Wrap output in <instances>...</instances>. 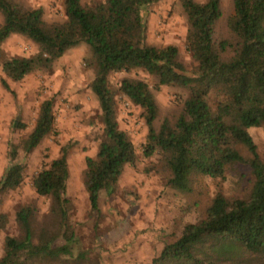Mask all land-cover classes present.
Instances as JSON below:
<instances>
[{
  "label": "trees",
  "instance_id": "trees-1",
  "mask_svg": "<svg viewBox=\"0 0 264 264\" xmlns=\"http://www.w3.org/2000/svg\"><path fill=\"white\" fill-rule=\"evenodd\" d=\"M161 1L83 5L81 0H65L66 20L48 22L42 7L0 0V46L14 35L38 45L32 56L3 58L2 70L12 81H22L34 72L51 70L71 48L87 45L90 51L84 63L93 72L90 88L102 124L97 154L86 158L83 173L91 213L100 214L101 193L112 195L126 166L137 160L135 144L117 119L121 95L141 110L147 125L144 155L160 154L171 173L169 184L176 190L192 192L199 177L225 179L238 164L247 165L252 177L246 197L230 198L219 191L205 217L187 225L153 264H264V157L250 133L264 126V0H232L233 14L226 19L222 0H180L188 22L186 49L195 63L192 69L181 60L178 46L158 47L147 40L150 8ZM136 70L152 76L154 86L131 76H124L117 87L112 85L113 74ZM163 87L185 94L174 120L161 119L156 92ZM54 104V98L43 101L32 131L19 145L9 143L1 193L24 182L26 165L18 161V150L29 155L55 132ZM13 128L25 129L26 124L17 117ZM70 150L71 145L62 147L60 156L35 175L34 188L50 200L49 213L39 219L35 208H19L16 221L21 235L6 238L0 264L58 259L71 256L79 246L70 220Z\"/></svg>",
  "mask_w": 264,
  "mask_h": 264
},
{
  "label": "rangeland",
  "instance_id": "rangeland-1",
  "mask_svg": "<svg viewBox=\"0 0 264 264\" xmlns=\"http://www.w3.org/2000/svg\"><path fill=\"white\" fill-rule=\"evenodd\" d=\"M22 1L29 7H42L48 22L66 20L65 0ZM100 1L104 0H81L83 5ZM221 5L224 19L233 14L232 0H222ZM147 21L148 42L158 47L178 46L181 60L187 68H194L195 63L186 49L188 22L180 0H162L152 6ZM2 23L0 13V25ZM223 28L224 23H221L220 29ZM37 51L35 42L20 35L11 36L0 46V181L9 166V143L19 145L32 131L43 101L54 98L56 118L55 132L31 154L26 155L22 148L18 150V161L26 165L23 184L18 189L0 192V258L4 255L6 238L21 235L16 221L20 207L35 208L39 219L49 213L50 200L37 194L33 179L44 164L60 156L66 145H71L68 157L70 220L79 246L71 256L39 259L32 264H153L164 246L176 241L187 225L205 217L219 191L230 198L248 195L252 177L249 167L244 164L230 168L225 179L197 178L190 193L173 188L169 184L171 173L162 164L160 154L144 155L148 128L141 110L126 97L118 95V123L135 144L137 160L126 166L112 195L101 193L100 214H92L83 173L86 158L97 154L102 124L99 103L90 88L93 72L84 63L89 47L82 44L71 48L51 70L34 72L22 81H12L4 74L3 58L32 56ZM124 76L143 79L151 87L155 83L152 76L136 70L130 74H113L112 85L117 87ZM184 95L182 90L174 87H163L156 92L161 119L176 118ZM17 117L26 124L25 129L13 128ZM250 133L264 157V126L252 128ZM241 150L250 157L245 149Z\"/></svg>",
  "mask_w": 264,
  "mask_h": 264
},
{
  "label": "crops",
  "instance_id": "crops-1",
  "mask_svg": "<svg viewBox=\"0 0 264 264\" xmlns=\"http://www.w3.org/2000/svg\"><path fill=\"white\" fill-rule=\"evenodd\" d=\"M46 1H49V0H46ZM51 1V0H50ZM41 2H43V0H41Z\"/></svg>",
  "mask_w": 264,
  "mask_h": 264
}]
</instances>
